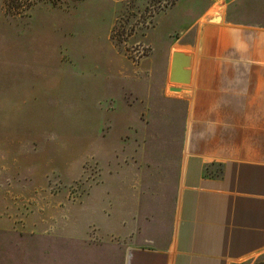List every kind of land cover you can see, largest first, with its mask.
Masks as SVG:
<instances>
[{"label":"rangeland","instance_id":"obj_1","mask_svg":"<svg viewBox=\"0 0 264 264\" xmlns=\"http://www.w3.org/2000/svg\"><path fill=\"white\" fill-rule=\"evenodd\" d=\"M230 1L0 0V264H122L128 244L167 240L184 104L129 78L142 83L158 16Z\"/></svg>","mask_w":264,"mask_h":264},{"label":"crops","instance_id":"obj_2","mask_svg":"<svg viewBox=\"0 0 264 264\" xmlns=\"http://www.w3.org/2000/svg\"><path fill=\"white\" fill-rule=\"evenodd\" d=\"M242 1L218 15L184 11L171 40L164 25L178 20L174 9L147 35L156 48L139 67L142 83L135 71L129 80L184 104L180 178L167 240L128 244L122 264H241L264 254V12L242 14Z\"/></svg>","mask_w":264,"mask_h":264},{"label":"water","instance_id":"obj_3","mask_svg":"<svg viewBox=\"0 0 264 264\" xmlns=\"http://www.w3.org/2000/svg\"><path fill=\"white\" fill-rule=\"evenodd\" d=\"M171 91H174V92H180V91H181V89H178V88H173V89H171Z\"/></svg>","mask_w":264,"mask_h":264}]
</instances>
